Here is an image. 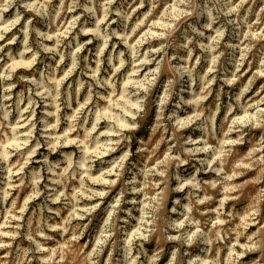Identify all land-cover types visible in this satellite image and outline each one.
<instances>
[{"label":"clouds","instance_id":"1","mask_svg":"<svg viewBox=\"0 0 264 264\" xmlns=\"http://www.w3.org/2000/svg\"><path fill=\"white\" fill-rule=\"evenodd\" d=\"M161 3L164 8L157 16L159 25L153 23L144 37L131 43L137 29ZM145 4L150 5L148 12L132 26L133 15ZM81 7V15L94 23L81 31L102 41L95 67L87 58L81 67L79 53L83 45L77 42L72 50V41L65 42L75 19L68 28L50 35L62 13ZM0 26V60L7 56L11 61L0 72V152L4 153L0 174L9 168L18 171L20 175L15 179L31 190L29 200H38L41 213L60 216L61 211L70 210L63 224L50 223L52 215H40L33 216L26 227L21 220L28 201L17 215L11 208L0 210V215L3 211L9 213L0 224V264H193V253L195 264H264V228L257 227L251 234L247 230L248 223L259 226L260 219L252 216L243 227L233 228L235 213L222 212L221 208L215 209V216L205 213V209L212 211L209 206L217 194L223 192L227 198L228 191L236 187L231 181L242 172L231 167L229 174L227 169L246 148L236 145H243L245 137L249 142L254 139L250 129L264 127V109L242 103L249 81L230 107L244 112L256 110L228 128L236 134L231 140L227 133L221 138L215 114L210 107H203L213 82L222 79L225 85L235 84L250 56L258 59L264 70V45L256 46V42L264 41V0H60L59 5L54 0H0ZM158 26L163 31L155 37L161 42L154 46L151 30ZM12 29L17 32L9 38ZM20 33L24 48L17 59L13 49L6 53L4 49L15 44ZM32 33L36 39L30 45ZM116 36L130 51L131 59H125L124 52L109 55L105 68L102 52ZM50 39H54L53 44L45 43ZM143 44L148 45L147 56L138 68ZM25 52H31L27 61L23 58ZM65 61L71 66L65 65L67 71L60 75V65ZM38 64L44 65L43 69ZM146 64L155 67L145 75L140 69ZM126 65L132 66L131 72L121 71ZM17 67L33 70L19 77L28 94L13 101L10 90L15 84L10 81ZM77 72L78 78L65 87L68 78ZM158 83L166 99L175 96L177 116L189 109H194V115L183 122L175 118L162 121L158 116L152 124L148 115L155 102L153 89L159 91ZM82 94L86 95L83 102ZM24 100L29 111L41 103L46 106L39 120L24 117L26 133L20 131V121L14 116L21 114ZM74 102L77 107H73ZM61 125L67 131L58 133ZM189 127L191 131H182ZM149 128L152 136L160 134L161 141H167L166 134L171 133L163 156L158 154L159 144H152ZM193 133H198V138L194 139ZM38 149L45 150L34 161ZM262 149L264 137L246 157L243 171L264 172ZM117 150L121 153L119 159L104 158ZM101 170L105 191L97 190V182L92 179ZM113 173L115 180L108 178ZM46 175L51 184H45L42 190L40 182ZM4 183H10L7 177L0 180V185ZM113 186L118 190L112 215L99 237L93 230L88 245H81L83 229H71V221L87 215L88 202L106 195ZM260 194L264 197V187ZM9 195V189L0 188V203L6 205ZM117 213L126 214L124 225L118 223ZM137 220L139 224L129 234ZM69 231L73 233L71 240L66 235ZM220 250L226 251V257L220 255Z\"/></svg>","mask_w":264,"mask_h":264},{"label":"rangeland","instance_id":"2","mask_svg":"<svg viewBox=\"0 0 264 264\" xmlns=\"http://www.w3.org/2000/svg\"><path fill=\"white\" fill-rule=\"evenodd\" d=\"M60 0H54V3L59 5ZM128 3H131V0H128ZM137 3H139V0H137ZM135 7V5H133ZM150 8L149 4H145L143 8L137 9L136 13L133 15L132 18V26H135V24L138 22L139 19H143L144 15L148 12ZM164 5L163 3L158 5V10L153 12L152 15L148 16V19L145 21L143 25L139 29H137L136 33L131 37L130 42L135 44L137 40H140L142 37H144L145 33L149 31V26L153 23H156L159 25V21L157 20V16L162 14ZM83 12V7L80 9H77L73 12H67L62 13L60 18L56 21V25L52 28L51 33L60 32L63 31L65 28H68L70 25H72L73 19L76 20L75 26L70 31L69 35L65 37V42L72 41V50L75 49V44L78 42L79 44L83 45V48L81 49L79 53L80 57V64L81 67H83L85 58H87L88 62L92 67H95V60L97 56L100 54V46L102 44V41H99L97 39H93L90 33H87V31H81V29H86L87 27L94 26L93 21H90L86 15H81ZM110 19H112L110 17ZM23 23V21H22ZM2 27V26H0ZM20 27L19 25L17 26ZM113 27H115V24H113ZM47 31V29H45ZM152 36L150 37L151 43L154 46H158L161 42L160 39H157L155 37V33L163 31V28L158 26L156 28H153L152 30ZM256 31H259V29H256ZM17 29H12V32L9 33V38L12 34L16 33ZM20 39L15 44H9L4 49V52L6 53L9 49H13V55L19 59V52L23 50L24 44H23V33H20ZM73 37H76V40H73ZM36 39L35 33H32L29 37V44H34ZM253 40L255 41V32L253 34ZM3 43V42H0ZM45 43H48L49 45L54 43V39H50L45 41ZM260 45H264V41H258L256 42L257 48L260 47ZM147 44H143L141 46L143 55L140 57L139 60H137V67L139 68V65L142 63L144 58L147 56ZM255 52V49H253ZM121 52L125 53V59H131L130 51L126 48V46L120 42V38L118 36L112 37V39L109 41L108 46L106 49L102 52V58L104 59L105 63L103 67L107 68V57L109 55H119ZM44 54H42L43 56ZM24 60L27 61L31 58V52H25L24 53ZM59 57L56 58L57 61H59ZM47 63V61H45ZM192 63H196L195 60L192 61ZM11 64V61L7 59V56H4L2 60H0V72H4L5 69L8 67V65ZM67 65L68 67L71 66L70 61H65L64 64L60 65V68L63 70L60 75H63V72L67 71ZM41 69H43L44 65H37ZM35 67V66H33ZM155 67L154 64L151 65H144L142 69H140L142 74H147L149 71L153 70ZM33 68L28 67H17L13 69V72L15 75L13 76V79L10 81L11 83L15 84V87H13L10 91L12 92V100L15 101L17 97H19L21 94L27 95L28 92L26 90L25 84L22 81H19L20 75L27 74L28 72L32 71ZM207 71V67L204 69ZM122 72H131L132 66L126 65L125 69L121 70ZM243 75L241 76L240 80L237 81L233 85H225L223 83L222 79H217L213 84L211 85L212 91L208 94L207 99L203 102V107L205 109H208L209 107L215 114V127L218 132V134L221 136V138L224 137V134L227 133L228 137L231 140L236 139L235 133L228 132V128L233 125V123L237 120L243 121L247 116L255 112V108L250 109L249 112H244L242 109L238 107H230L235 105V96L240 94V92L244 89L245 85H249V81H251L249 90L243 93L242 103L245 105L248 104H254L258 105L259 108L264 109V103H261V101H264V70L260 68V65L258 63V59H252L251 56L249 59L245 62V65L242 69ZM78 78V72L74 74L72 77H69L68 80L65 83V87L68 83L72 82L73 79ZM84 79H88V77H84ZM19 81V82H18ZM166 83V80H165ZM157 88H159V91L157 92V89H153V96L155 97V102L151 107V110L148 115V119L151 120L152 124L156 123L157 117L162 121H167L169 119L175 118L176 122H183L190 117L194 115V109H189L188 111L184 112L182 115L177 116L175 109V96L165 98V92L162 87L159 86V83L157 84ZM86 98L85 94H82L81 96V102ZM73 107H77L75 105V102L73 103ZM46 110V106L44 104H38L34 109L31 111L28 110V102L27 100H24L21 105V114H14L15 120L20 121V131L26 133L27 131V122L24 120V117H28L29 120L35 119L39 120L44 111ZM207 114V112L205 113ZM63 115V112L61 113ZM53 122H55L53 120ZM90 127V125H89ZM37 129H39V125H37ZM246 131H249V129H245ZM58 133H63L64 131H67L66 126L61 125L60 128H58ZM182 131L189 132L191 131V128H184ZM250 132L254 134V139L249 142L248 137L244 138L243 145L237 144L236 147L240 148L246 145V148L243 152L240 153V157L237 160L232 161V164L230 167H228L229 174H231V167H235L237 169V172H242V174L237 175L236 178L231 181L232 185H235L236 187L232 188L227 193V198L225 197V194L223 192L217 194L214 197V200L210 204V208L212 211L209 213L207 209H205L206 214H211L215 216V209L221 208L222 212L225 213H235L236 214V222L235 224H231L233 228L240 226L243 227L246 222L250 221V218L252 216H256V219H260L261 223L258 226L256 223H248V233L251 234L257 230V227L264 228V219H261V217H264V197L261 196L260 190L261 187H264V179H260L261 176H264V172H262L259 169H251L248 171H243V165H246L248 163L246 157H248L249 153L253 151L254 148L258 147V141L261 140L262 137H264V127H255L251 128ZM36 135H39V131L37 130ZM166 136L168 137L167 141H161L160 134L157 133L155 136H152L151 134V128H149V137H151L152 144L156 145L159 144L158 148V154L163 156L167 153L168 144L171 142L170 136L171 133H167ZM193 138H198V133H193ZM145 139H148L146 137ZM45 149H38L36 157H34V161L36 159H39V152L44 151ZM261 151H264L262 149ZM4 155L3 152H0V157ZM121 153L117 150V152L110 153L106 155L105 159H112L115 157L116 159H119V156ZM259 155V152H257V156ZM231 159V158H230ZM13 164H15V158H13ZM37 168L38 165H34ZM115 164L111 165V167H114ZM104 170H101V172H97L93 175L92 179L95 180L97 183L94 185V187L99 191H105L106 186L104 183L101 182L102 173ZM20 173L18 171L13 172L12 168L8 169V172L5 174H0V180H4L6 177L9 179L10 183H4L0 185V188H7L10 191V195L7 198L6 205L0 203V210H3L6 208L14 209L13 215L19 214L20 208L25 206V201H28L27 210L23 213V217L21 220V223L27 226L28 221L33 217H39L40 215H44L45 217L48 215H52L53 219L50 221V223L53 224H63L64 220L68 218L69 215V209H65L61 211L60 216H56L55 213H41L39 210V203L37 199L29 200V197L32 195L30 189H26L23 187L21 182L19 180H16L15 177L19 176ZM201 175H210L209 173H202ZM214 175V174H211ZM109 179L115 180V174L113 173ZM45 184H51V181L45 176V179L40 182V187L43 190ZM243 187H239V186ZM118 186H113L112 191L107 192L104 196H98L94 200H91L88 202V208H87V215L83 217H77L76 219H73L71 221L70 228L75 229L77 232H80V229H83V232L80 236V243L81 245H88L89 243V235L93 233V230H95V235L99 237V235L102 232V229L104 225L108 222L110 216L112 215V207L116 205L117 201L115 199V196L117 194ZM45 194H47L45 190ZM245 195H247V199H245ZM40 200L43 199V197L39 198ZM221 201H223V207H221ZM55 207H63L62 205H54ZM259 213V215H257ZM9 213L7 211H3V214L0 215V224H3V222L8 218ZM118 216H120V220L118 223L121 225L125 224V215H121L120 213H117ZM63 217V219H61ZM221 219H226V217L222 216ZM15 221H13L14 223ZM230 223V222H229ZM139 224V220L134 222V226L129 229V234H131L132 231H135V225ZM228 226V225H226ZM67 238L69 240L72 239V231H69L67 234ZM54 247V245H51ZM90 250V249H89ZM108 251L110 252L111 249L109 248ZM170 255V254H169ZM220 255L222 257H226L227 253L224 250H220ZM250 256L252 254H249ZM105 259H107V253H105ZM245 259H248V257H245ZM192 261L193 264H195L196 261V255L193 253L192 255Z\"/></svg>","mask_w":264,"mask_h":264}]
</instances>
